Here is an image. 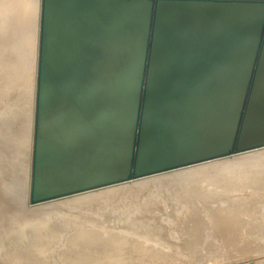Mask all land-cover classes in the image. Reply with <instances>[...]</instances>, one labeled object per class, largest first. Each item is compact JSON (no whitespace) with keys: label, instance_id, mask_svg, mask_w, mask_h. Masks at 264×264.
Listing matches in <instances>:
<instances>
[{"label":"bare ground","instance_id":"1","mask_svg":"<svg viewBox=\"0 0 264 264\" xmlns=\"http://www.w3.org/2000/svg\"><path fill=\"white\" fill-rule=\"evenodd\" d=\"M263 19L264 0H0V264H170L174 250L264 239ZM190 134L193 161L263 147L194 164L185 198L169 177L166 192L93 189L167 163L154 146ZM198 175L213 194L196 192ZM172 195L182 204L159 222ZM128 203L121 223L101 210Z\"/></svg>","mask_w":264,"mask_h":264},{"label":"rangeland","instance_id":"2","mask_svg":"<svg viewBox=\"0 0 264 264\" xmlns=\"http://www.w3.org/2000/svg\"><path fill=\"white\" fill-rule=\"evenodd\" d=\"M83 11V10H82ZM82 11H80V12H82ZM188 70V72H191V74H192V71L190 70L189 71V69H186V70H184V71H187ZM184 71H182L183 73H184ZM183 73L182 74H178V75H180L179 77V79H181V78H183L184 77V75H185V79H186V77H188V76H190V78L192 79V77H191V75L190 74H188L187 72L183 75ZM178 75H176V76H178ZM183 75V76H182ZM188 75V76H187ZM189 78V77H188ZM187 78V81H186V83L188 82V80L189 81H191L190 79H188ZM179 79L176 77V79H174L175 80V83L177 82L178 84H179V82H180V85H178L180 88H181V81H183V80H185L184 78L182 79V80H180L179 81ZM179 82H178V81ZM20 87H19V90L21 91V92H25V91H27V89H28V84L27 83H25V82H20ZM183 84V83H182ZM19 85V84H18ZM177 86L176 84H172V87L173 86ZM174 86V91L173 92H171V94L172 95H174L175 96V94L174 93H176V90H178L179 91V89H177V87H175ZM172 87L170 86V88L172 89ZM169 89V88H168ZM168 89H167V91H168ZM170 89V90H171ZM172 91V90H171ZM177 91V92H178ZM166 93V92H165ZM164 93V96H166L167 95V98H170V97H168V95L169 94H167V93H170L169 91L165 94ZM177 94V93H176ZM161 96H163V94L161 95ZM173 97V96H172ZM161 98H163V97H161ZM165 98V97H164ZM167 98H165V99H167ZM158 105V104H157ZM175 109V108H174ZM155 115H157V118H156V121L155 122H157V120H158V118H161L160 120H158V122L161 124V122H162V117H160V116H162L161 114H158V112L156 111L155 112ZM74 117V119H77V117H79V116H73ZM62 118V117H61ZM60 119V118H59ZM78 121V122H77ZM82 118H80V120L78 119V120H74V122L75 123H77V125L78 124H81L82 122ZM150 121H152V120H150ZM161 121V122H160ZM59 122H62V120H60ZM81 122V123H80ZM58 123V121L56 122V124L55 125H58L57 124ZM159 123H157V126L158 127H155V130H158L157 128H159V126H160V128H159V131H155V138H157L159 141L161 140V135L159 134V132L162 130L161 129V125L159 124ZM192 123V121H188L187 122V124H186V127L188 128H191V125L193 124H191ZM60 125V124H59ZM150 125H152L153 126V121H152V124H151V122H149V124H148V126H150ZM151 126V127H152ZM155 126H156V124H155ZM172 127H173V125H172ZM171 129V128H170ZM174 131V130H173ZM41 135V134H40ZM193 134H190V136L186 139V142H185V144H183V145H181V147H178L177 145H175V139L174 138H172V139H170V141H169V145H170V147H168V144H166L165 142V144L166 145H164V144H160V143H157L154 147H156V148H158V149H162V150H168L169 151V153L166 155V157H167V160H168V158H169V160H168V162L167 163H165V164H163V165H161V166H159V167H161V168H159V167H148V169L147 168H145V170H144V165L142 164V162L140 163V165H139V167H140V169L137 171L139 174H141V175H130V174H127L126 175V177H124L123 179H119V180H116V181H123L125 178H127V176L128 175H130L129 176V180H127V181H123V182H120L119 184L120 185H126V184H130V185H132V184H138V183H141V182H151V186L152 187H157L158 189H162L164 192H166L167 191V189L165 188V186H164V184L162 183H159L160 181H162L164 178L166 179V178H170V180L173 182V183H170L169 185H168V187H171L173 190H176L177 188H180L181 187V189H182V196H180L179 198H185V195H186V192L188 191V189H189V185H187V183L189 182V179L186 177L187 176V174L189 173L190 174V171L192 170V166L194 165V164H192V165H187V166H184V167H180V168H176V169H173V170H170V171H166V173L165 172H162V173H155V174H151V175H148V176H142L143 174L142 173H148L149 171L150 172H152V171H159L160 169H164V167H167V168H169V167H174V166H178V165H184V164H187V163H192V161H193V158L191 159V153H190V151L192 150L191 148H193L192 147V145H191V143H192V141H193ZM40 138H43V136H39ZM156 139V140H157ZM256 143H258V142H256ZM264 146V145H263ZM262 145L260 146V147H263ZM260 147H257V148H260ZM156 148H155V150H156ZM235 148H237V147H231V148H228V149H226V150H224L223 152H221V159H224V160H227V158L226 157H230V158H228V160L227 161H230V160H232L234 157L235 158H239V156H237V155H239L238 153H241V152H239L240 150H243V149H240V150H236V151H232V150H234ZM154 149V148H153ZM152 149V150H153ZM154 150V151H155ZM153 151V152H154ZM232 151V154L231 155H227V156H224V157H222L223 155H226L227 153H229V152H231ZM152 152V151H151ZM237 153V154H236ZM235 156H234V155ZM220 155H217V156H220ZM233 155V156H232ZM216 156V157H217ZM172 158V161H173V159H177V161H173V162H171L170 161V159ZM220 158H217V159H220ZM206 159V158H205ZM205 159H198V160H196V161H200V160H205ZM208 159V158H207ZM221 159L220 160H218V161H216V163L215 164H213L210 168L211 169H215L216 168V165H218L217 163L218 162H220L221 161ZM196 161H193V162H196ZM153 162H158V160H154L153 159V157H152V159H145L144 160V163H149V164H151V163H153ZM202 162V161H201ZM200 162V163H201ZM168 164V165H167ZM195 164H198V163H195ZM166 165V166H165ZM152 168V169H151ZM166 169V168H165ZM177 173H180V175L182 176V177H179V176H176V174ZM186 174V175H185ZM142 176V177H141ZM140 177L142 178V179H140ZM204 177L201 175H198V176H195L194 177V179H202L201 180V182L202 183H200V184H197V185H195L194 187H195V190H196V192H199V191H201V190H203L204 188H207L206 189V191H204V193H206V194H213V191L212 190H210V189H208V187L205 185L206 184V181L203 179ZM131 179H133V180H131ZM136 179V180H135ZM137 180H139V181H137ZM131 181V182H130ZM126 184H125V183ZM122 183V184H121ZM124 183V184H123ZM118 184V185H119ZM173 184H175V185H173ZM209 187H211V186H209ZM128 190L129 189H127V191H125L124 192V194H127L128 193ZM154 191V190H153ZM46 191L45 190H40V195H43L44 193H45ZM151 192V191H150ZM217 192V191H216ZM71 194H73V193H71ZM166 196V195H165ZM161 199V198H160ZM160 199H158V201H156V202H160V204H159V206H158V208H156V212L154 213V215H156L157 216V219L159 220V222L160 221H162V216H163V214H166L167 213V209H171V212H173L174 211V209H175V207H176V205H180V204H182V202H178L179 200L178 199H176V197L174 196V195H172V196H170L169 197V199H170V206L168 207V208H166L165 207V205L163 204L164 203V200H160ZM119 206V209H118V206ZM117 205H114V206H106V207H104V209H101V210H103V212L104 213H111V215L112 216H117V219H116V224L117 223H121L124 219H126V218H129L131 215H133L134 216V212H132V207H133V205L131 206L129 203L128 204H125L124 205V207H123V204H117ZM208 205V204H207ZM207 205H205V206H207ZM130 206V207H129ZM205 206H203V205H198V209H199V211H203L204 210V208H205ZM27 207V206H26ZM117 208V209H116ZM120 208H121V210H120ZM212 208H213V206H212ZM125 209V210H124ZM131 209V210H130ZM101 210H98V211H101ZM117 211V212H116ZM115 212H116V215H115ZM81 214V213H80ZM83 214V213H82ZM81 214V215H82ZM86 214H89V213H86ZM128 214H130V215H128ZM123 215V216H122ZM143 214H138V216H140V217H143L142 216ZM153 215V214H152ZM119 217V218H118ZM124 217V218H123ZM60 218H62V219H65L66 218V216L64 215H62V216H55V219H60ZM180 219V218H179ZM121 220V221H120ZM180 220H182V219H180ZM150 221H153V220H150ZM6 222H8V221H6ZM4 220H3V223L5 224L6 223ZM109 229H111V231H115V229L113 228V226H110V228ZM144 234H147V233H144ZM167 236H169L168 234H167ZM255 238V240H253V241H251L252 239H254ZM248 240H246L245 239V241H244V238L241 240H239L237 243H232L231 241H227L228 240V238L226 239V240H214L215 241V245H212V246H214V247H212V246H206V247H201L202 249L200 250V251H198V253H196V254H194V256H192L193 257V259L194 260H192V257L190 256V257H188L187 258V256H185L183 253L181 254L180 252V255L181 256H179V254H177L176 253V250H174V251H172V253L171 254H173L172 255V258L170 259V264H264V245H263V243H264V239H257V237H249V238H247ZM258 240V242L256 243V241ZM229 240H230V238H229ZM262 240V243L260 242ZM240 242V243H239ZM246 242V243H245ZM226 245H225V244ZM227 243H229L228 245H227ZM232 243V244H231ZM258 244V245H256L257 246V248H256V246L254 245V244ZM260 243H261V245H260ZM233 244H234V246H233ZM244 244H245V246H244ZM248 244H249V246L250 247H248ZM225 245V246H224ZM230 245H231V247H230ZM235 245H236V247H235ZM253 247H252V246ZM243 246V247H242ZM258 246H259V249H258ZM227 247V248H226ZM262 247V248H261ZM63 248H65V246H62L61 247V249H59V251L60 250H62ZM236 248V249H235ZM239 248V249H238ZM241 248V249H240ZM254 248H256V249H254ZM234 249V250H233ZM250 249H251V251H250ZM228 250V251H227ZM228 252V254H226ZM176 254V255H175ZM183 255V256H182ZM175 256H177V257H175ZM197 256V257H196ZM178 257H180V258H178ZM184 257V258H183ZM189 258H191V259H189ZM195 258H197V259H195ZM173 259H174V262H172L173 261ZM177 259V260H176ZM181 259H183V260H181ZM187 259H189V260H187ZM180 260L182 261V263L180 262ZM176 261H178V262H180V263H178V262H176ZM190 261V262H189ZM192 261V262H191ZM172 262V263H171ZM176 262V263H175Z\"/></svg>","mask_w":264,"mask_h":264},{"label":"water","instance_id":"3","mask_svg":"<svg viewBox=\"0 0 264 264\" xmlns=\"http://www.w3.org/2000/svg\"><path fill=\"white\" fill-rule=\"evenodd\" d=\"M151 1H152L153 3L156 2V0H151ZM154 14H155V8H154V6H153L152 9H151V14H150V23H149V27H150V29L153 27V23H154ZM40 20H41V18H40ZM40 25L42 26L41 21H39V26H40ZM263 31H264V19H263L262 27H261V30H260V34H261V35H262ZM38 43H39V42H38ZM150 43H151V41H150V40H147V43H146V60L144 61V65H143V73H142L143 76H145V71H146V68H147V66H148L147 55L149 54V51H150V49H149V47H150ZM143 81H144V80H142V84L144 83ZM249 89H250V87H248V90H249ZM244 102H245V96H244ZM244 102H243V103H244ZM142 103H143V98H142V96H141V98H140V102H139V105H138V110H140V107H141ZM258 147H260V146H258ZM256 148H257V146H256V147H250V148H247V149L240 150L239 152H244V151H248V150H252V149H256ZM231 154H232V152H229V153H227L226 155H223L222 157L227 156V155H231ZM220 157H221V156L213 157V158H208V159H205V160H200V161H196V162H192V163H187V164H184V165H178V166L169 167V168H166V169H161V170H159V171H152V172H149V173H145V174H143L142 176H148V175L155 174V173H162V172L170 171V170H173V169H176V168L184 167V166H187V165H192V164H195V163H200L201 161H207V160H211V159H215V158H220ZM129 176H130V175H128L127 178L124 179L123 181H127V180H129ZM142 176H141V177H142ZM123 181H115V182L108 183V184L103 185V186L98 185V186H95L93 189H95V188H101V187L109 186V185H113V184H117V183H120V182H123ZM56 198H58V197H56V196L47 197V198H45V199H42L41 202L49 201V200H53V199H56ZM27 202H28V204H29V200H27Z\"/></svg>","mask_w":264,"mask_h":264}]
</instances>
